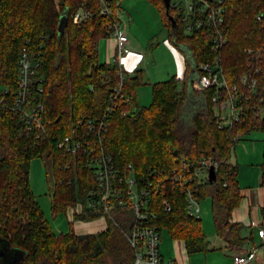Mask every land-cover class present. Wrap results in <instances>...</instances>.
<instances>
[{"label": "trees", "instance_id": "16d2710c", "mask_svg": "<svg viewBox=\"0 0 264 264\" xmlns=\"http://www.w3.org/2000/svg\"><path fill=\"white\" fill-rule=\"evenodd\" d=\"M148 1L159 12L168 40L183 53L186 72L181 79L153 83L151 102L146 107L139 106L136 98L142 72H125L122 97L108 116L104 148L120 171L131 165L137 177L161 183L151 197L154 224L159 232L165 230L170 238L182 240L188 254L208 252L207 236L201 219L187 213L182 186L166 176L176 171L188 179L201 157L217 162L215 180L198 184L194 197L200 202L211 200L215 234L229 250L244 253L247 250L242 248L249 237L242 236L241 223L231 220L242 198L241 188L237 166L228 159L238 138L252 130L264 132V117L251 109L252 104L264 107V77L258 76L256 92L247 93L243 100L249 105L244 120L219 128L213 89L191 88L195 64L211 63L216 56L210 36L203 30L183 34L180 27L171 25L162 0ZM221 5L227 41L218 54L230 84L248 69L244 49L264 46V0H222ZM80 6L91 15L74 24L70 13ZM98 8V0H0V239L10 248L23 251L17 264L134 262V251L126 237L132 219L129 211L113 210L106 229L100 232L78 235L71 229L57 234L29 183L31 160H46L53 215L78 202L85 203L95 184L84 158L60 150L57 140L69 134L79 118H101L119 80V65L98 59V42L110 32ZM66 9L67 19L59 31ZM23 49L38 62L32 89L39 85L41 91L36 89L30 98L34 104L43 105V131L28 130V124L12 108ZM194 184L195 179L188 186L194 188ZM262 214L264 217V208ZM96 218L84 209L73 221Z\"/></svg>", "mask_w": 264, "mask_h": 264}, {"label": "built area", "instance_id": "2783aa9c", "mask_svg": "<svg viewBox=\"0 0 264 264\" xmlns=\"http://www.w3.org/2000/svg\"><path fill=\"white\" fill-rule=\"evenodd\" d=\"M120 0H98L99 14L107 19L110 30L108 37L115 41V53L109 63H117L129 54L127 24L118 18ZM222 0H169L168 11L175 21V27H180L183 34H192L203 30L210 36V47L216 52L211 63L195 64V77L191 81V88L195 91L213 89L212 102L215 121L219 128L232 127L244 120L248 104H243L247 93L254 94L258 85V76L264 77V46L245 48L248 60V69L240 74L236 82L228 83L221 66L218 52L226 43L224 29V10ZM91 12L80 6L70 13L74 24L85 21ZM259 18V17H258ZM176 47V46H175ZM120 67V65H119ZM38 68L34 57L22 50L18 60V87L15 93L12 108L19 117L28 124V130H44L42 120L43 105L33 103L30 97L38 85L32 89ZM119 80L113 87L106 112L100 118H79L71 132L57 140V148L77 157L84 158V164L91 169L94 175V186L88 191L85 203L78 202L69 206L72 218L88 209L105 221L111 217L113 210L129 211L132 215L130 227L126 233L129 244L134 251V262L137 264H165L162 263L159 252L161 233L154 224L155 212L152 207V193L158 192L161 183H154L143 176L137 177L131 165L120 171L113 157L104 148V141L108 132V116L112 113L116 101L122 97L121 86L125 71L120 67ZM33 99V98H32ZM261 101V99H259ZM251 109L258 111L264 117V107L256 104ZM67 168L69 165L66 166ZM216 171L217 162L210 157H201L197 165L192 167V175L187 179L181 173L174 171L166 178L179 183L185 192L187 213L200 218V204L194 197L196 186L209 180V168ZM156 175H159L156 173ZM196 180L194 188L189 182ZM167 204L166 210L169 211ZM252 221L250 225H254ZM258 235L264 244V227L258 229ZM256 257V249L251 247L244 253H234L230 264H250ZM53 264H64L61 262Z\"/></svg>", "mask_w": 264, "mask_h": 264}, {"label": "rangeland", "instance_id": "374dc122", "mask_svg": "<svg viewBox=\"0 0 264 264\" xmlns=\"http://www.w3.org/2000/svg\"><path fill=\"white\" fill-rule=\"evenodd\" d=\"M121 6L118 8V18L130 25V32H126L128 38H132L143 45L145 63L143 69V80L137 87V102L139 106L146 107L151 102V84L153 80L159 78H168L164 76L165 72H171L172 57L164 50L163 38L167 36L166 28H162V20L156 7L148 0H120ZM160 19V21H159ZM151 41L153 48L148 46ZM142 45V46H143ZM155 50V56H152V50ZM158 54V55H157ZM157 57V59H156ZM264 132L260 130H252L249 134L238 138L231 149L228 162L236 165L238 172V180L241 186H254L259 182L260 164L264 160ZM47 161L42 158H34L31 160L29 168L30 187L37 198V201L48 219L53 231L57 234L67 233L71 229L75 230L76 221H73L72 212L69 207L65 212H59L56 215L51 211L50 188L47 181ZM72 206V205H71ZM200 219L204 233L212 242L215 235V228L211 214V200L205 199L200 204ZM256 234V230L254 229ZM247 237L250 231L247 232ZM254 234L256 243L259 239ZM257 235V234H256ZM250 248V247H249ZM193 264H223L221 257L216 251L198 252L192 254Z\"/></svg>", "mask_w": 264, "mask_h": 264}, {"label": "crops", "instance_id": "0c3cea01", "mask_svg": "<svg viewBox=\"0 0 264 264\" xmlns=\"http://www.w3.org/2000/svg\"><path fill=\"white\" fill-rule=\"evenodd\" d=\"M121 6V3H120ZM119 6V7H120ZM160 21V19H159ZM161 22V21H160ZM162 28L163 24L161 23ZM131 26L129 25L126 28V32H130ZM128 37V36H127ZM164 41V50L166 53H169L172 57V64L171 65V72H165L164 76H168V78H159L158 80H153L152 84L155 82L166 81L172 77L181 79L186 72V64H185V57L183 53L175 47L171 42L168 40L167 36L163 38ZM151 41L148 42V46L150 47ZM128 47H129V54L124 56L120 61V67L127 73H132L134 70H140L142 72V76L145 73L143 69L145 63L144 50L146 45L141 44L140 42L136 41L132 38H128ZM143 45V46H142ZM150 48H153L152 45ZM154 49L152 50V56H155ZM97 53L98 59L101 62L109 63L115 53V41L111 37L101 38L97 45ZM158 55V54H157ZM157 59V57H156ZM151 84V85H152ZM137 98V94H136ZM263 162L260 164V172H259V182L256 183L254 186H241L240 181L238 180V172L237 169V180L239 186L241 188V201L239 206L236 207L231 213V220L233 222H239L243 225V229L241 231L242 236H247V232L250 231L249 241L243 246L242 249L248 250L251 247L256 249V257L251 262H258L264 264V244L262 243L259 235L258 229L264 227V217L262 214V208H264V187L261 186V168ZM254 222V225H250L251 222ZM76 229L74 232L78 235L80 234H88V233H96L106 229L107 223L102 218H96L89 221L78 220L76 221L75 225ZM256 230V234L254 232ZM160 237L159 243V252L160 258L162 263L165 264H193L192 261V254H188L184 242L179 239H172L170 238L169 234L163 230ZM254 234L259 242L256 243L254 240ZM208 248L209 251L213 252L216 251L218 255L221 257V263L223 264H230L232 261V255L235 250L231 251L226 248L225 243L217 237L215 234L212 242L208 239ZM250 247V248H249ZM198 253V252H197ZM241 253V252H240ZM194 254V253H193ZM137 264H145L143 262Z\"/></svg>", "mask_w": 264, "mask_h": 264}, {"label": "water", "instance_id": "95a60500", "mask_svg": "<svg viewBox=\"0 0 264 264\" xmlns=\"http://www.w3.org/2000/svg\"><path fill=\"white\" fill-rule=\"evenodd\" d=\"M164 2L166 13L170 19V23L172 26H175V21L172 16L169 14L168 5L169 0H162ZM67 12L66 9L63 14L61 15L59 21V31H62L64 27V23L67 19ZM176 154V151L174 152ZM215 180V170L213 167L209 168V182H213ZM24 253L20 249L17 248H10L6 242L0 239V264H17L19 260L23 257Z\"/></svg>", "mask_w": 264, "mask_h": 264}]
</instances>
